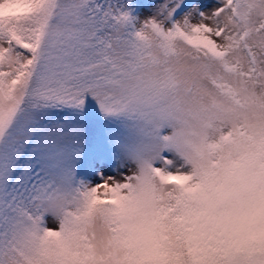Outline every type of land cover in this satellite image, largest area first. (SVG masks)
Masks as SVG:
<instances>
[{"label": "snow or ice", "instance_id": "6c2138e0", "mask_svg": "<svg viewBox=\"0 0 264 264\" xmlns=\"http://www.w3.org/2000/svg\"><path fill=\"white\" fill-rule=\"evenodd\" d=\"M145 33L159 56L148 55ZM202 81L231 99L230 108L213 101L201 110L238 122L232 150L196 175L155 169L178 186L168 200L124 195L130 185L120 181L132 170L97 172L108 159L102 142L79 161L90 178L80 179L73 128L102 114L160 132L183 114L182 85L202 95ZM258 85L264 0H162L143 20L129 0H0V264H264V122L248 112L264 114L249 93ZM81 201L113 206L102 251L86 227L68 233L69 209ZM52 216L60 232L45 227Z\"/></svg>", "mask_w": 264, "mask_h": 264}, {"label": "clouds", "instance_id": "9594fccd", "mask_svg": "<svg viewBox=\"0 0 264 264\" xmlns=\"http://www.w3.org/2000/svg\"><path fill=\"white\" fill-rule=\"evenodd\" d=\"M145 36L152 41L148 50V55L159 56L160 49L155 39L150 33ZM179 62H174L176 66ZM180 80L184 76L177 73ZM201 91L196 94H189L182 85L178 92V99L183 107V114L173 122L169 127L167 136L173 137V144L176 155L171 160L164 158V163L157 166L153 164V169L141 171L138 167L133 170L131 179L120 181L122 184L130 185L123 190L126 196H133L138 199H159L163 197L168 200L178 192V186L175 183L162 184L159 171L174 176L196 175L203 166L210 165L229 150L234 148L233 141L228 138L229 133H235L238 122L231 116H211L208 112L201 110L202 105H211L213 101L226 108L232 106L231 99L219 93L215 88L201 82ZM249 93L255 97L258 103L264 101V85L249 86ZM252 123L264 122L260 117L264 114L259 112L258 108H249ZM113 206H89L83 201L72 205L69 209L71 213L65 219V225L68 233L75 232L78 228H87V234L92 238V243L97 246V251H102V243L111 235L110 228L115 225L110 224L113 218L111 215ZM55 227L51 230L61 231V220L57 216H52ZM45 227H49L45 224ZM44 233L41 232L35 238L38 246L42 242ZM57 238H51L52 246L55 247Z\"/></svg>", "mask_w": 264, "mask_h": 264}, {"label": "rangeland", "instance_id": "374dc122", "mask_svg": "<svg viewBox=\"0 0 264 264\" xmlns=\"http://www.w3.org/2000/svg\"><path fill=\"white\" fill-rule=\"evenodd\" d=\"M162 0H129L133 14L146 19L154 15L155 5ZM209 7L215 0H204ZM99 113V108H97ZM169 127L157 132L153 125L145 121L130 120L126 117L105 119L99 115L98 121H82L78 128H73L69 136L74 141L73 149L78 153L76 172L80 179L88 181L90 178L80 175L79 161L84 154L94 150L97 144L103 143L108 150V159L100 161L105 175L130 174L144 161L154 162L159 166L164 158L171 160L176 155L174 145H165L161 137L167 136ZM119 178V176H118ZM100 179L97 175V181ZM48 226L55 227L52 218L48 219Z\"/></svg>", "mask_w": 264, "mask_h": 264}]
</instances>
